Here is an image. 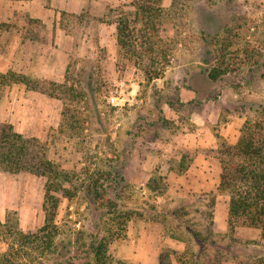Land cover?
Segmentation results:
<instances>
[{
  "label": "rangeland",
  "instance_id": "obj_1",
  "mask_svg": "<svg viewBox=\"0 0 264 264\" xmlns=\"http://www.w3.org/2000/svg\"><path fill=\"white\" fill-rule=\"evenodd\" d=\"M133 1L0 0V72L7 75L0 111L14 114L0 122L24 129L32 166L35 156L72 172L117 166L124 177L118 198L130 211L124 227L96 216L80 180L65 182L74 195L54 191L57 247L45 261L179 264L184 253L205 250L220 253L222 264H240L264 256L261 229L230 225V196L218 186L220 158L256 115L250 106L264 103V0H162L155 24ZM120 20L127 27L122 45ZM221 61L225 71L214 81L209 71ZM117 81L134 92L133 104L107 102ZM47 174L0 166L1 222L9 213L25 232L44 225ZM154 179L157 191L147 186ZM95 235L104 244L101 261L87 255ZM7 240L0 227L1 248ZM13 248L23 264L43 258L40 249Z\"/></svg>",
  "mask_w": 264,
  "mask_h": 264
},
{
  "label": "trees",
  "instance_id": "obj_2",
  "mask_svg": "<svg viewBox=\"0 0 264 264\" xmlns=\"http://www.w3.org/2000/svg\"><path fill=\"white\" fill-rule=\"evenodd\" d=\"M138 13L146 19L147 24H155L163 15L162 0H134ZM126 25L123 21L118 22V42H124ZM224 61L213 66L209 71V77L217 80L225 71ZM14 74L10 72V76ZM7 78L5 73L0 72V84ZM23 78H21L22 80ZM23 81V80H22ZM197 92L196 89H194ZM254 118H246L240 130V136L235 145L227 150V156L221 157V174L219 180L220 190L227 191L230 200L228 206L229 223L233 226L240 224L257 227L261 229L264 236V103H260L254 108ZM30 139L22 133L14 130V126L9 122H0V166L10 172L28 170L30 172L45 175L48 178L45 183V197L43 207L46 210V218L43 226L35 232H25L19 222L13 221L9 213L4 222L0 221V227L8 235L7 248L0 246V264H23V255L15 251L14 245L19 243L34 249H40L43 258L39 259V264H48L45 259L53 256L56 249L55 234L56 224L53 222L55 209L59 203V197L54 191L60 190L61 196L71 197L74 193L70 188L64 186L65 182L76 185L80 180V187L84 188L87 197L93 205L96 216L101 214L109 215L111 219L118 220V224L123 227L130 220V211L123 209L117 192L118 184L124 181V177L112 166L109 170L96 169L89 171L84 168L79 172L65 171L51 160L38 159L35 156V166L30 165L27 160ZM26 158V159H25ZM160 178V177H159ZM155 185L148 182L150 190L159 188L158 180L154 179ZM49 202L54 208L48 210ZM99 235H95L87 249V255H93L95 261H101L104 244L99 242ZM250 256V255H248ZM88 258V257H87ZM50 264H58L57 257L51 260ZM179 264H222L221 254L218 252H206L203 250L194 258H190L187 253L178 258ZM240 264H264V256H250L242 258ZM79 264H92L90 258L79 262ZM160 264H172L168 259Z\"/></svg>",
  "mask_w": 264,
  "mask_h": 264
},
{
  "label": "built area",
  "instance_id": "obj_3",
  "mask_svg": "<svg viewBox=\"0 0 264 264\" xmlns=\"http://www.w3.org/2000/svg\"><path fill=\"white\" fill-rule=\"evenodd\" d=\"M105 97L107 102L116 108L133 104L136 100L134 92L128 90L124 81L115 82L114 88H111Z\"/></svg>",
  "mask_w": 264,
  "mask_h": 264
},
{
  "label": "crops",
  "instance_id": "obj_4",
  "mask_svg": "<svg viewBox=\"0 0 264 264\" xmlns=\"http://www.w3.org/2000/svg\"><path fill=\"white\" fill-rule=\"evenodd\" d=\"M39 6H40V4H39ZM41 7V6H40ZM45 10H49V7H48V5H47V3L45 2L44 4H42V11H45ZM43 15H44V17H47L48 16V13L47 14H44L43 13ZM38 17H40V15L38 16ZM43 17V18H44ZM48 32H49V29H48ZM51 33L52 34H55V32L53 31V29H52V31H51ZM39 50V53L37 54L38 56H40V58H41V62H42V64H44V60H45V58H44V56L43 55H41L40 54V51H43L42 49H38ZM56 52H60V48L58 47H56ZM10 58L12 57L11 55L9 56ZM24 57H26V56H24ZM51 67H54V65H55V61H54V57H52L51 58ZM28 62H30V61H28ZM47 63H46V66L48 67V66H50V63H49V61H46ZM11 64H14V62H9V63H6V66H9V65H11ZM45 65V64H44ZM45 67V66H44ZM6 69H8V67L6 68ZM188 94H189V96L187 97L188 99H192L194 96H195V94H196V92L195 91H193V90H190V91H188ZM186 99V98H185ZM11 117H14V114H13V112L10 110V111H7V112H3V111H0V118L1 119H3V120H5V119H9V121L11 122L12 120V118ZM20 132H22V133H24V129H18ZM3 173V172H2ZM123 257H128V256H126V255H124ZM134 257H136V256H134Z\"/></svg>",
  "mask_w": 264,
  "mask_h": 264
}]
</instances>
